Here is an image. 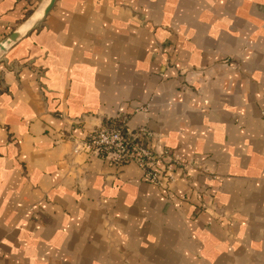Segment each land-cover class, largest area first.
I'll list each match as a JSON object with an SVG mask.
<instances>
[{
	"label": "crops",
	"instance_id": "crops-1",
	"mask_svg": "<svg viewBox=\"0 0 264 264\" xmlns=\"http://www.w3.org/2000/svg\"><path fill=\"white\" fill-rule=\"evenodd\" d=\"M116 118L196 167L74 152ZM0 264H264V0H56L1 52Z\"/></svg>",
	"mask_w": 264,
	"mask_h": 264
},
{
	"label": "built area",
	"instance_id": "built-area-1",
	"mask_svg": "<svg viewBox=\"0 0 264 264\" xmlns=\"http://www.w3.org/2000/svg\"><path fill=\"white\" fill-rule=\"evenodd\" d=\"M153 137L154 134L144 127L124 133L118 127L102 125L85 140L77 141L74 152H85L115 166L135 163L143 171L144 179L158 186L173 184L179 173L196 167L195 162H184L168 150L157 152L152 145Z\"/></svg>",
	"mask_w": 264,
	"mask_h": 264
},
{
	"label": "water",
	"instance_id": "water-1",
	"mask_svg": "<svg viewBox=\"0 0 264 264\" xmlns=\"http://www.w3.org/2000/svg\"><path fill=\"white\" fill-rule=\"evenodd\" d=\"M56 0H49L40 14L34 16L23 28L15 31L7 39L0 43V53L6 51L11 45L16 43L23 35L30 32L48 13L52 10Z\"/></svg>",
	"mask_w": 264,
	"mask_h": 264
},
{
	"label": "trees",
	"instance_id": "trees-1",
	"mask_svg": "<svg viewBox=\"0 0 264 264\" xmlns=\"http://www.w3.org/2000/svg\"><path fill=\"white\" fill-rule=\"evenodd\" d=\"M103 125L108 126V127H114V126L118 127L124 133H127V131H128L125 123L123 122V119H121V118L105 120Z\"/></svg>",
	"mask_w": 264,
	"mask_h": 264
}]
</instances>
